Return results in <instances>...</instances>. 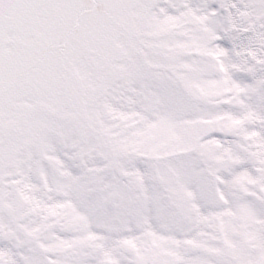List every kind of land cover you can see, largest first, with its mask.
Listing matches in <instances>:
<instances>
[{"label":"snow or ice","instance_id":"6c2138e0","mask_svg":"<svg viewBox=\"0 0 264 264\" xmlns=\"http://www.w3.org/2000/svg\"><path fill=\"white\" fill-rule=\"evenodd\" d=\"M0 264H264V0H0Z\"/></svg>","mask_w":264,"mask_h":264}]
</instances>
